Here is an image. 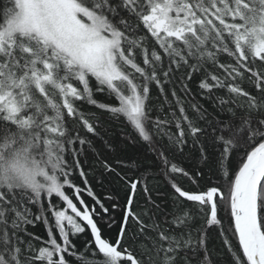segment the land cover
Here are the masks:
<instances>
[{"label":"snow or ice","instance_id":"6c2138e0","mask_svg":"<svg viewBox=\"0 0 264 264\" xmlns=\"http://www.w3.org/2000/svg\"><path fill=\"white\" fill-rule=\"evenodd\" d=\"M197 73L199 100L190 87ZM153 88L169 105L163 119L149 114ZM84 104L96 111L85 113ZM105 114L126 120L148 146L179 206V214L161 223L145 183L150 207L134 211L141 180L102 160L104 171L130 189L114 240L104 238L95 219L106 215L112 227L109 208L90 188L83 190L100 211L87 205L70 179L79 170L88 185L79 157L83 146H92L88 137L100 136ZM157 137H167L173 153L195 150L217 182L202 187L204 173L171 162ZM174 175L195 188L182 187ZM53 197L62 201L59 208ZM222 204L230 208L235 248L218 216ZM198 214L203 226L193 238ZM37 221L47 226V239L29 231ZM215 227L232 264H264V0H6L0 7V264H187L179 253L188 249L201 255V264H218L208 247ZM86 231L90 239L81 251L71 237Z\"/></svg>","mask_w":264,"mask_h":264},{"label":"trees","instance_id":"16d2710c","mask_svg":"<svg viewBox=\"0 0 264 264\" xmlns=\"http://www.w3.org/2000/svg\"><path fill=\"white\" fill-rule=\"evenodd\" d=\"M5 3L6 0H0V7H3ZM201 76V73H197L190 82L191 98L195 100H199L200 90L198 89V82ZM243 87L247 88L249 91H254V89H252L246 81L244 82ZM169 88H171V85H169ZM181 95L183 96V93H181ZM96 99L105 103L113 102L107 94H97ZM169 100H171L170 95ZM162 104L163 110L161 109ZM172 104H174V101H172ZM148 107L149 114L152 119H155L157 116L163 119L169 111V105L164 104V97L160 96L158 90L155 88L152 90ZM185 107L188 108L187 103H185ZM206 107H208V111L211 113V106L206 104ZM81 108L85 113L96 111L95 108H92L87 104L81 105ZM191 114L192 113L189 109V115ZM69 127L74 130H80V134L82 136L85 135L83 130L80 129L78 123H70ZM98 132L100 133L99 137H88L92 141V146H83L84 153L79 157L84 166V171L88 174V185H84L83 179L79 175V170H74L70 179L74 185L82 189L80 196L87 205L90 207L95 206L97 211H100L99 206L95 205L92 197H89L87 195V191L83 190L90 188L96 197L103 202L105 207L109 208V213L115 220L112 227L108 226V216L104 215L103 219H101L100 216L95 217L98 226L102 229L104 238L109 240H114L116 238L119 231L118 226L122 220V209L126 204L130 189L125 182L116 175L115 172L109 173L104 171L101 166L102 160H106L116 169V172H119L122 176H126L129 180H141V184L134 197V211L141 212L144 208L150 207L147 203V196L143 190L146 183L152 200L160 205V210L155 212V216L161 223L164 222L165 217H167L168 220H171L173 213L179 214L177 212L179 206L174 201L169 176L165 174L160 161L148 149V146L134 138L133 129L127 121L123 118L119 120L113 119L105 114L100 120ZM130 137H133V139H129ZM156 139L158 144L162 146L165 151L169 152V159L171 162L183 167L190 174L194 175L197 171H202L204 173L203 177L199 178V182L202 187L208 183L217 182V173L215 169L213 168L210 170L208 165L203 164L199 160L198 153L195 150L189 147L185 148L183 154L178 152L173 153L168 149L167 137H157ZM76 147L79 148L81 146L77 144ZM233 165H235V158L233 160ZM172 178L186 189L195 188V185H193L187 177L174 175ZM219 179L221 181L220 186L224 189L225 196H227L228 185L223 183L222 175ZM66 194H68L79 207V201L75 199L74 190L66 188ZM42 196V202L45 206H47L49 198L44 194H42ZM108 196H111L112 199L108 200L106 198ZM52 203L56 204L57 208L62 205V201H59L55 197L52 198ZM113 203L118 204L120 207L113 210ZM183 207L187 208L189 205L185 204ZM39 211L40 205L37 204L33 207V212L38 213ZM47 215L51 221V213H47ZM101 215H103L102 212ZM218 216L224 225V229L228 232L229 237L232 238L231 232L234 229L229 228V224L231 222L230 208H226L225 205L222 204L219 209ZM164 226L172 227L167 224ZM202 226L203 216L202 214H198L190 224V230L192 231L193 238L196 237L197 230L201 229ZM27 227L29 231L33 232L35 235L43 239H47V226L43 223V221H37L35 225H29ZM188 230L189 229H184L183 231L187 232ZM132 231L133 229L130 228L129 236H131ZM175 231L179 232L180 230ZM71 238L76 243L78 249L84 251L83 246L90 239V231H86L85 233L78 234ZM35 243L39 244V242ZM232 243L234 248L237 247L238 241L235 238H232ZM128 246L133 247L130 242L128 243ZM208 247L213 253V259L217 261L218 264H232V255L222 244V238L219 236V227L209 230ZM179 257H186L187 264H201V255L191 249L180 252ZM178 264H184L183 259L178 261Z\"/></svg>","mask_w":264,"mask_h":264},{"label":"bare ground","instance_id":"6f19581e","mask_svg":"<svg viewBox=\"0 0 264 264\" xmlns=\"http://www.w3.org/2000/svg\"><path fill=\"white\" fill-rule=\"evenodd\" d=\"M130 192V191H129ZM126 203H127V201H126ZM126 205V204H125Z\"/></svg>","mask_w":264,"mask_h":264}]
</instances>
